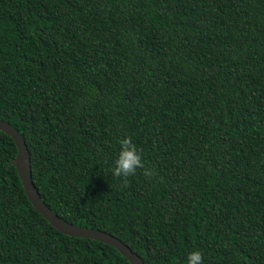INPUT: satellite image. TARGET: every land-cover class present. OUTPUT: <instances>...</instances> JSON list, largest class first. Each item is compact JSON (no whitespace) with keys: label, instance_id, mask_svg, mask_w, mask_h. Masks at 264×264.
<instances>
[{"label":"trees","instance_id":"trees-1","mask_svg":"<svg viewBox=\"0 0 264 264\" xmlns=\"http://www.w3.org/2000/svg\"><path fill=\"white\" fill-rule=\"evenodd\" d=\"M0 119L41 201L143 264H264V0H0ZM142 150L128 187L118 140ZM0 130V264H129L27 200Z\"/></svg>","mask_w":264,"mask_h":264},{"label":"water","instance_id":"water-1","mask_svg":"<svg viewBox=\"0 0 264 264\" xmlns=\"http://www.w3.org/2000/svg\"><path fill=\"white\" fill-rule=\"evenodd\" d=\"M0 130L7 134L13 141L16 152L11 162L15 167L23 192L31 206L58 232L70 236H78L98 240L112 246L129 264H143L137 254L132 252L127 245L115 236L95 228H89L66 222L49 207H47L37 194L30 178L29 155L24 141L17 130L8 122L0 119Z\"/></svg>","mask_w":264,"mask_h":264},{"label":"clouds","instance_id":"clouds-1","mask_svg":"<svg viewBox=\"0 0 264 264\" xmlns=\"http://www.w3.org/2000/svg\"><path fill=\"white\" fill-rule=\"evenodd\" d=\"M118 144L119 152L113 161L111 173L115 178L122 179L123 187H128V178L135 176L138 170L147 179H152L156 175L154 169L146 165L142 150L137 147L131 137L125 136L119 139ZM185 264H203L202 253L198 250L189 252Z\"/></svg>","mask_w":264,"mask_h":264}]
</instances>
